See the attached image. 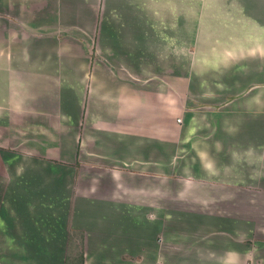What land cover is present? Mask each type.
Segmentation results:
<instances>
[{
  "label": "crops",
  "instance_id": "1",
  "mask_svg": "<svg viewBox=\"0 0 264 264\" xmlns=\"http://www.w3.org/2000/svg\"><path fill=\"white\" fill-rule=\"evenodd\" d=\"M0 194L62 264H264V0H0Z\"/></svg>",
  "mask_w": 264,
  "mask_h": 264
},
{
  "label": "rangeland",
  "instance_id": "2",
  "mask_svg": "<svg viewBox=\"0 0 264 264\" xmlns=\"http://www.w3.org/2000/svg\"><path fill=\"white\" fill-rule=\"evenodd\" d=\"M0 206H3L2 209H6L14 220H18L17 215L19 213L14 204V199L0 194ZM6 223L7 221L0 215V264H62L60 255L63 254L64 245L59 247L45 245L54 235L52 231H25L22 237L27 239L28 245H20L16 235L6 230ZM53 237L57 243L62 242L61 237ZM79 239L78 232H70L68 253L73 256V260H77L79 257Z\"/></svg>",
  "mask_w": 264,
  "mask_h": 264
},
{
  "label": "trees",
  "instance_id": "3",
  "mask_svg": "<svg viewBox=\"0 0 264 264\" xmlns=\"http://www.w3.org/2000/svg\"><path fill=\"white\" fill-rule=\"evenodd\" d=\"M73 262H75V263H73ZM65 264H82V253L79 252V257L77 258V260H73L72 259V262H71L70 256H68L66 258V263Z\"/></svg>",
  "mask_w": 264,
  "mask_h": 264
}]
</instances>
